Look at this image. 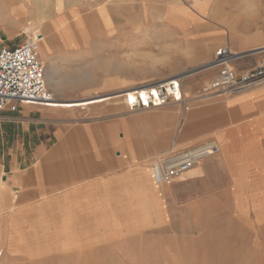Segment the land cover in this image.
<instances>
[{"label": "rangeland", "instance_id": "1", "mask_svg": "<svg viewBox=\"0 0 264 264\" xmlns=\"http://www.w3.org/2000/svg\"><path fill=\"white\" fill-rule=\"evenodd\" d=\"M0 16L3 47L37 34L45 72L57 62L64 84L45 107L69 127L48 159L0 193V243L14 225L13 195V210L28 219L39 209L88 210L120 214L116 222L127 225L86 262L62 247L47 258L4 254L2 264H264V208L245 181L224 178L221 190L212 185L188 205L183 179L195 173L164 184L153 177L159 157L202 147L195 170L219 153L205 147L218 145L221 101L234 93L206 91L219 71L212 61L224 46L240 55L238 73L239 63L251 70L264 59V0H67L59 11L52 0H0ZM178 77L185 103L130 109L128 93ZM145 172L152 191L143 190Z\"/></svg>", "mask_w": 264, "mask_h": 264}, {"label": "crops", "instance_id": "2", "mask_svg": "<svg viewBox=\"0 0 264 264\" xmlns=\"http://www.w3.org/2000/svg\"><path fill=\"white\" fill-rule=\"evenodd\" d=\"M246 65H236L239 73L248 70ZM224 97L222 125L215 134L219 153L183 179L188 188L184 201L188 205L199 201L215 184L221 190L219 185L229 178L245 181L250 199L264 208V83ZM48 105L52 104L21 101L16 111L0 112V193L33 173L69 130L62 119L54 117L52 108L45 107Z\"/></svg>", "mask_w": 264, "mask_h": 264}, {"label": "built area", "instance_id": "3", "mask_svg": "<svg viewBox=\"0 0 264 264\" xmlns=\"http://www.w3.org/2000/svg\"><path fill=\"white\" fill-rule=\"evenodd\" d=\"M239 58L240 55L228 46L220 47L212 61L213 66L218 67L219 71L206 91L215 94L238 93L263 84L264 59L254 69L239 74L233 67ZM21 101L42 104H52L56 101V96L46 81L45 66L39 57L37 39H30L13 48H0V112L6 109L16 111ZM172 102L185 103L180 77L149 87L146 100L142 97L137 98V102H130L129 107L153 108ZM216 150L210 154L216 153ZM196 152L197 149L159 157L153 166L156 182L159 184L172 182L207 156Z\"/></svg>", "mask_w": 264, "mask_h": 264}, {"label": "bare ground", "instance_id": "4", "mask_svg": "<svg viewBox=\"0 0 264 264\" xmlns=\"http://www.w3.org/2000/svg\"><path fill=\"white\" fill-rule=\"evenodd\" d=\"M65 2H67V0H52L54 9H56L57 11L63 8ZM39 9L43 11L42 8ZM15 11L17 13L19 12L17 8L15 9ZM56 26H57L56 23H54L55 28ZM62 34L65 37L64 38L65 44L66 45L70 44V40H69L70 36L67 34V32L62 31ZM32 37L33 39L42 40L38 37L37 34L33 35ZM44 46L47 48L48 46L47 42L44 43ZM57 68H58L57 62L51 61L48 64V71L46 72V78L49 83L48 85L52 87L53 93L56 96V101L53 103L58 102L57 91L62 89L61 86L64 84V80H65V77L61 76ZM147 90L148 87L142 86L140 90L138 89V92L128 93L127 95L128 105H130V102H134V101L137 102V98L140 97L146 100ZM134 109L137 108H133L131 110ZM153 109H155V107H153ZM144 110H148V108H145ZM154 120H155L154 124H159V122L161 121V114L156 115ZM215 147H218L216 143L208 145L207 147H205V149L207 150ZM202 150L203 149L201 148L197 149L196 153ZM194 173H196L195 170H189L185 174L192 175ZM141 183L144 186L143 190L152 191V189L156 187L155 184L152 182L150 175L147 172H145L144 175L142 176ZM2 185H1V189L3 188ZM17 200L18 197L13 195V206H10V209H12L10 213L14 216V218H12V220H14V225L13 228H10L11 230L9 231L8 241L7 242L3 241L0 243V264H2L4 254L10 256L15 255L16 253H21L24 256H33V254H36V255H40L39 257L47 258L58 255V253L56 252L62 247L71 248L68 249L69 251H71V253H76V254L80 253L82 261L86 262L87 260L92 259L93 257L92 252H95L96 250H100L108 246L109 245L108 240L111 238V236H113L117 232L123 231L124 229H126L125 226H127L125 224L123 225L122 223L116 222L115 217H119L117 215L120 214H116V213L103 214L98 218L97 216H95L96 212L93 213L88 210H81V211L74 210L72 212L71 211L63 212V210L61 211V209H58L50 212H45L39 209L40 212L38 211V213L33 214V216L36 217L33 218L32 220V215L28 219L27 216L29 215L28 213H24L25 210L19 212L20 213L19 216L16 214L13 208L17 205ZM135 218H138V216L130 217V219L132 220ZM130 224H131L130 226H132L133 229L142 228V226L140 225L141 223L137 221L136 222L132 221V223ZM100 232H102L101 234H103L101 238H100ZM34 260L37 261L39 260V258ZM63 264H68V263L65 262Z\"/></svg>", "mask_w": 264, "mask_h": 264}]
</instances>
